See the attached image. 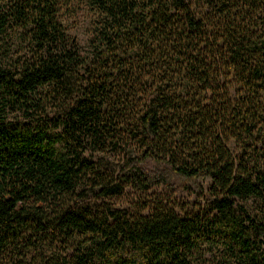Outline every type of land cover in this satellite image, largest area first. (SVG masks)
Returning <instances> with one entry per match:
<instances>
[{
  "label": "trees",
  "instance_id": "1",
  "mask_svg": "<svg viewBox=\"0 0 264 264\" xmlns=\"http://www.w3.org/2000/svg\"><path fill=\"white\" fill-rule=\"evenodd\" d=\"M77 1L0 0V264H264V0Z\"/></svg>",
  "mask_w": 264,
  "mask_h": 264
},
{
  "label": "rangeland",
  "instance_id": "2",
  "mask_svg": "<svg viewBox=\"0 0 264 264\" xmlns=\"http://www.w3.org/2000/svg\"><path fill=\"white\" fill-rule=\"evenodd\" d=\"M91 19V12L82 4V0H78L77 3L63 14V24L66 28V32L77 41L78 45L83 50L86 49V43L90 37ZM205 184L206 182L204 181V186ZM182 197L187 198L186 196ZM188 199L190 198L188 197ZM116 201V198L94 199L89 202V207L98 208L105 203L109 204Z\"/></svg>",
  "mask_w": 264,
  "mask_h": 264
}]
</instances>
